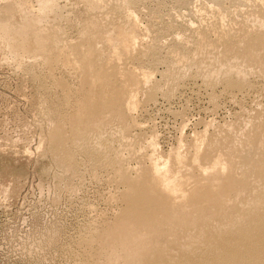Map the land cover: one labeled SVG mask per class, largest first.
<instances>
[{
    "label": "rangeland",
    "instance_id": "rangeland-1",
    "mask_svg": "<svg viewBox=\"0 0 264 264\" xmlns=\"http://www.w3.org/2000/svg\"><path fill=\"white\" fill-rule=\"evenodd\" d=\"M132 23L124 57L106 38ZM77 42L105 61L69 51L51 63ZM86 58L98 71L90 84ZM203 61L242 66L248 85L206 83ZM89 86L86 119L74 116ZM115 145L132 175L142 169L137 203L113 179ZM263 185L264 0H0V264H138L140 249L157 253L247 210Z\"/></svg>",
    "mask_w": 264,
    "mask_h": 264
},
{
    "label": "bare ground",
    "instance_id": "bare-ground-1",
    "mask_svg": "<svg viewBox=\"0 0 264 264\" xmlns=\"http://www.w3.org/2000/svg\"><path fill=\"white\" fill-rule=\"evenodd\" d=\"M134 18V17H133ZM263 22V21H262ZM259 24V23H258ZM129 25V24H128ZM126 26V28H123L119 31V36L117 32V34H109L107 35V40L108 41H114L115 42V47L113 48L114 52L117 53V54H120V55H123L124 54L126 55V50L133 47V42H134V39H136L137 37V32H136V26L134 23L130 24L129 26ZM109 30V29H108ZM146 30V29H145ZM204 32V31H203ZM92 34V33H91ZM90 34V36H92ZM108 34V33H107ZM89 35V34H88ZM116 35V36H114ZM90 36L88 38H90ZM94 36V35H93ZM92 36V37H93ZM96 37H97V34H96ZM101 38V35L99 36ZM95 38V37H94ZM98 38V37H97ZM98 38V40L100 39ZM62 39V38H61ZM93 39V38H92ZM96 39V38H95ZM94 39V40H95ZM105 39V41H106ZM63 40V39H62ZM68 40V39H67ZM88 40V39H87ZM97 40V39H96ZM101 40V39H100ZM56 41V39H55ZM90 41V39H89ZM93 41V40H92ZM91 41V42H92ZM102 41V40H101ZM58 42V41H57ZM72 42V41H71ZM104 42V41H103ZM63 43V42H62ZM90 43V42H89ZM95 43V42H94ZM96 43H99V41ZM113 43V42H112ZM59 44V43H58ZM66 44V43H65ZM61 45L58 47L57 50H53L55 51L53 53V56L51 58V63H53V61L55 62V60L61 56V54L65 55V58H69L70 56V53H68L69 51L71 53H76L77 54V57L76 59L82 61V59H85V57H89V56H99L102 60L101 63H103L105 61V56L103 54L101 55H94V51L97 50L93 48L94 51L91 50L92 47L90 48H86L85 51H84V47H85V43L84 42H77V43H72V44H66V45ZM54 45V44H53ZM112 45V44H111ZM97 46L99 47V45L97 44ZM111 47V46H110ZM56 48V47H55ZM102 49V48H101ZM105 49V48H104ZM103 49V51H104ZM107 51V50H106ZM110 51V49H109ZM112 51V50H111ZM110 51V52H111ZM98 52V51H97ZM129 52H130V49H129ZM127 52V55H129L130 53ZM109 53V52H107ZM105 54L106 57H108L109 55L108 54ZM112 53V52H111ZM129 53V54H128ZM98 54H100L98 52ZM113 55V54H112ZM126 55V56H127ZM212 55V54H211ZM214 55V54H213ZM125 57V56H124ZM62 58V57H60ZM210 58V56H209ZM207 58V59H209ZM59 59V58H58ZM57 59V60H58ZM92 58H89V60L91 61ZM94 59V58H93ZM212 58H210L211 60ZM221 59V58H220ZM245 59V58H244ZM78 60V61H79ZM86 60L88 61V59L86 58ZM100 60V61H101ZM236 60V59H234ZM72 61V60H71ZM88 61V63L90 62ZM99 61V62H100ZM216 61V60H214ZM214 61H211V62H214ZM219 61V60H218ZM84 62V60L82 61ZM98 62V61H96ZM98 62V63H99ZM118 62V61H117ZM196 62V61H195ZM206 62V60H205ZM205 62L203 61V63H198L200 66L197 67L196 72L197 74H202V76L204 77L206 83H216L218 82L217 84H219V82L222 84H224L226 87H241V86H245L246 84L248 85V77L246 75V72H244L242 70V66L240 68V66H232L231 67H223V68H218L217 66H213V64L210 66H208V64L206 65ZM217 62V61H216ZM49 63V62H48ZM80 63V62H79ZM86 63V61L84 62V64ZM87 63V65H88ZM95 63V62H94ZM82 64V63H81ZM221 65V63H219ZM230 64V63H228ZM76 65V63H75ZM74 65V66H75ZM78 65V64H77ZM87 65L85 66L87 68ZM100 65V64H99ZM219 65V67H220ZM223 65V64H222ZM225 65V64H224ZM70 66V65H69ZM80 66V65H79ZM83 66V65H82ZM90 66V63L89 65ZM98 66V65H97ZM185 66H187L185 64ZM184 66V67H185ZM52 68V67H51ZM90 68V72H86V77L88 79V83L90 84L91 81H93L98 73V71H96V67H92L94 68V70L91 69V66L89 67ZM184 69V68H183ZM247 69V68H246ZM84 72V71H83ZM147 73V72H146ZM195 73V74H196ZM186 74V71L184 72H180L179 74L176 75L175 79L176 80H179L182 76H184ZM85 75V74H84ZM82 76V75H81ZM80 76V78H81ZM62 78V77H61ZM85 79V76H84V80H87ZM83 80V81H84ZM132 81V80H131ZM64 82L65 84V81L63 80L62 83ZM85 82V81H84ZM96 82V81H95ZM83 83V82H82ZM87 83V81L85 82V84ZM66 84H68V82H66ZM101 84V83H100ZM210 84V85H211ZM213 85V84H212ZM84 87V86H83ZM94 86L90 87L84 91V95L82 97V95L79 97V101L78 99H76L78 101L77 104V110L73 111L75 112L74 113V116H81L82 115L84 116L83 118L86 119V115L85 114V106L86 104L88 103L89 99L94 95V89L93 88ZM242 88V87H241ZM71 91V88L70 90ZM76 101V102H77ZM134 102V101H133ZM132 103V102H131ZM135 104V103H134ZM131 105V104H130ZM133 108V107H132ZM72 112V113H73ZM88 112V111H87ZM71 113V114H72ZM69 116V115H68ZM68 116L66 118H68ZM73 116V115H72ZM71 117V115H70ZM79 117V118H81ZM78 118V119H79ZM81 118V120L83 119ZM72 119V117H71ZM76 119V117H75ZM75 119H72L73 121ZM94 119V118H93ZM92 119V120H93ZM68 120H70L68 118ZM80 120V121H81ZM96 120V119H95ZM67 121V120H66ZM90 121V120H89ZM63 122V121H62ZM75 122V121H74ZM74 122L71 121V123L74 124ZM84 122L81 121V123ZM88 122V121H87ZM92 122V121H91ZM90 122V123H91ZM96 123L93 121V124ZM62 124V123H61ZM72 124V125H73ZM84 124V123H83ZM82 124V125H83ZM102 124V123H101ZM64 125H66V123L64 122ZM69 125V124H68ZM66 125V126H68ZM96 125V124H95ZM98 125V124H97ZM63 126V124H62ZM75 126V124H74ZM79 126V124H78ZM81 126V125H80ZM71 127V126H70ZM87 127H88V124H87ZM75 129V127H74ZM82 129V127L80 128ZM84 129V128H83ZM77 130V129H76ZM75 130V131H76ZM61 131V130H60ZM74 131V130H73ZM80 131V130H79ZM82 131V130H81ZM102 132V131H101ZM119 133V132H118ZM102 134V133H101ZM118 135V134H117ZM120 135V134H119ZM123 135V134H122ZM111 136V135H110ZM105 137V136H104ZM114 137V136H112ZM101 138V137H100ZM110 138V137H109ZM105 139V138H104ZM107 141H110L108 139H106ZM115 140V139H114ZM114 140L112 141V143L114 142ZM260 140V139H259ZM99 141V140H98ZM106 141V142H107ZM117 141V140H116ZM120 143V142H119ZM116 144V143H115ZM98 145V144H97ZM102 145V144H101ZM114 145V143H113ZM121 145V144H120ZM103 146V145H102ZM100 147L101 149L103 147ZM111 146V145H110ZM116 146V145H115ZM122 146V145H121ZM112 147V146H111ZM117 147V146H116ZM120 147V146H119ZM130 147V145H129ZM109 148V147H108ZM131 148V147H130ZM106 149V148H105ZM120 148L117 147V149L115 148V150H112L114 151L113 154H111V151H109V153L112 155L110 156V160H109V155L106 159L109 160V162L111 161L112 162V165L113 167H111L112 169H114V173L112 175H114V178L113 179H116L117 180H120V181H123L124 184L123 185H126L127 184V188L125 186L124 190L126 191L124 194V197L125 198L124 200H130L127 201L129 203H131L133 200L134 202L138 199L137 198V189H138V185L140 184L139 181H142L141 178V175H142V169L141 170V175H137L134 174L132 175V173H130V169L128 170V166L126 167V164L125 163H129V161L127 160L125 162V158L124 155L123 156V151L121 152L119 150ZM128 149V148H127ZM100 150V149H99ZM107 150V149H106ZM111 150V149H110ZM134 150V149H133ZM198 150V149H196ZM125 151V150H124ZM102 152V150H101ZM106 152H104V155H105ZM138 153V152H137ZM177 153V152H176ZM125 154V153H124ZM180 155V154H179ZM107 156V154H106ZM194 156V155H193ZM129 157V155H128ZM127 157V158H128ZM176 157V156H175ZM178 157V156H177ZM185 157V156H184ZM133 158V157H132ZM165 158V157H164ZM167 158V157H166ZM182 158V157H181ZM197 158V157H196ZM162 159V158H161ZM177 160V158H175ZM174 159V160H175ZM179 159V158H178ZM195 159V158H194ZM129 160H131L129 158ZM151 162L154 160V158L152 159V156L150 158ZM156 160V159H155ZM165 161V160H164ZM167 161V160H166ZM169 161V160H168ZM186 161V160H185ZM106 162V161H105ZM104 162V163H105ZM107 162V163H109ZM110 162V163H111ZM125 162V163H124ZM150 162V163H151ZM179 162V160L177 161ZM176 162V163H177ZM170 162H168L169 164ZM125 164V166H124ZM163 164V163H162ZM180 165V163H178ZM111 165V166H112ZM153 165V164H152ZM110 166V165H109ZM151 166V165H150ZM106 167V166H105ZM126 167V168H125ZM167 168V167H166ZM180 168V167H179ZM165 168H163L164 170ZM204 169V168H203ZM109 170V169H108ZM153 175L157 177V179L159 180H162V182L165 181V184L166 186V193L167 195H172L173 192L175 191V187L174 185H171L170 184V179L166 180L164 177L167 176L168 174H164V177L162 176V166L160 165L159 162H156L154 163L153 165ZM152 170L150 172H152ZM133 171V170H132ZM131 171V172H132ZM178 171V170H177ZM135 172V171H134ZM145 172V171H144ZM150 172H148L149 176H150ZM166 172V171H165ZM207 172V171H206ZM172 173V172H171ZM180 173V172H179ZM146 174V173H145ZM176 174V173H175ZM147 175V174H146ZM152 175V174H151ZM110 176V175H109ZM138 176H140L138 178ZM152 176V177H154ZM172 176V175H171ZM111 177V176H110ZM154 177V178H156ZM168 177V176H167ZM144 178V177H143ZM148 178V177H147ZM152 178L151 181L153 183H156L155 182V179ZM170 178V176H169ZM176 178V177H175ZM259 179V178H258ZM146 180V178H145ZM164 180V181H163ZM175 180V179H174ZM180 180V179H179ZM185 180V179H184ZM113 181V180H112ZM115 181V182H116ZM144 181V179H143ZM142 181V182H143ZM141 182V183H142ZM144 183V182H143ZM142 183V184H143ZM149 183V182H148ZM176 183V182H175ZM141 185V184H140ZM144 185V184H143ZM154 186V185H153ZM264 186V185H263ZM142 187V186H141ZM148 187V186H147ZM145 188V187H144ZM264 188V187H263ZM142 190H144L142 188ZM140 190V191H142ZM179 191V190H178ZM264 191V190H263ZM121 192V191H120ZM124 192V191H123ZM149 192V191H148ZM182 192V191H181ZM260 192V191H259ZM121 194V195H123ZM258 194V193H257ZM264 194V193H262ZM117 193L115 194V197H116ZM119 195V193H118ZM117 195V196H118ZM262 197L259 198V197H255L254 199H256L255 201H252L250 204H248V209L246 210V207H245V211L242 212V210L244 209V206L243 208H241V212H238L236 214H230L228 216H225V220L223 222V224H219L218 225V228H211V229H204L202 226V228L204 230H202L199 234H192L189 235L187 237L186 240H183L181 242H175L172 243L173 245L169 246V247H166L164 248L163 250L157 252V253H154V252H145L143 253V250L139 253V251L141 250L140 247L136 257H143L144 255L145 256V260L139 261L138 264H264V197L263 195H261ZM122 198V200H123ZM114 199V198H113ZM116 200V198H115ZM150 200V199H149ZM148 200V201H149ZM141 201V200H140ZM127 202H125L127 204ZM133 202V203H134ZM247 202H249L247 200ZM124 203V202H123ZM137 203V202H135ZM176 204V203H175ZM244 204V202H243ZM126 206V205H125ZM131 206V205H130ZM129 207V206H128ZM224 207V206H223ZM127 209V208H126ZM130 209V208H129ZM139 209V208H138ZM223 209V208H222ZM128 210V209H127ZM132 211V210H130ZM234 211V210H233ZM236 211V210H235ZM238 211V210H237ZM133 212V211H132ZM138 213V212H137ZM136 214V213H134ZM140 215V214H138ZM130 216V215H129ZM137 216V214H136ZM224 217V216H223ZM141 218V217H139ZM143 218V217H142ZM145 218V217H144ZM222 218V217H221ZM127 220V219H126ZM131 220V219H130ZM128 221V220H127ZM196 221V220H195ZM121 222V220H120ZM130 222V221H128ZM123 223V222H122ZM119 224V223H118ZM124 224V223H123ZM130 224V223H129ZM125 225H128L125 223ZM217 225V223H216ZM120 226V225H119ZM122 227V226H121ZM125 227V226H123ZM129 227V226H128ZM214 227V226H213ZM133 230V228H130V230ZM114 232V231H113ZM113 232H111L113 234ZM117 232V231H115ZM131 232V231H129ZM132 233V232H131ZM89 234V233H88ZM123 234V233H122ZM106 235V234H105ZM83 236H86L87 235H83ZM92 236V235H91ZM109 236V235H108ZM113 236V235H112ZM116 236V235H114ZM122 236V235H121ZM103 237V236H101ZM110 237V236H109ZM108 237V238H109ZM82 238V236H81ZM89 238V237H88ZM112 238V237H111ZM125 238V237H124ZM127 238V237H126ZM139 238V237H138ZM143 238V237H142ZM80 239V238H79ZM101 239V238H100ZM105 238L103 237V240ZM122 239V238H121ZM128 239V238H127ZM81 240V239H80ZM85 240V239H83ZM88 240V239H87ZM86 240V241H87ZM94 240V239H93ZM102 240V239H101ZM114 240H115V237H114ZM120 240V238H119ZM123 240V239H122ZM82 241V240H81ZM98 241V240H97ZM106 241V240H105ZM110 241V240H109ZM139 241V240H138ZM145 241V240H144ZM177 241V240H176ZM93 242V241H92ZM101 242V241H100ZM103 242V241H102ZM83 243V242H82ZM86 243V242H85ZM104 243V242H103ZM107 243V242H106ZM119 243V242H118ZM117 243V244H118ZM141 243V242H140ZM112 244V243H111ZM123 244V243H122ZM80 242H79V246H80ZM126 245V244H125ZM139 245V244H138ZM137 245V246H138ZM166 246V244H164ZM84 248V247H83ZM82 248V249H83ZM86 248V247H85ZM84 248V249H85ZM134 248V247H133ZM115 249V248H114ZM136 249V248H135ZM145 249V248H144ZM149 250V249H147ZM132 251V250H131ZM89 252V251H88ZM87 253V252H86ZM127 253V252H126ZM130 253V252H128ZM87 255V254H86ZM131 255V254H130ZM92 256V254H91ZM124 256V255H123ZM132 256H135V255H132ZM83 257V256H82ZM130 259V258H129ZM128 259V260H129ZM134 259V258H133ZM132 259V260H133ZM137 259V258H136ZM138 262V261H137ZM136 262V263H137Z\"/></svg>",
    "mask_w": 264,
    "mask_h": 264
}]
</instances>
